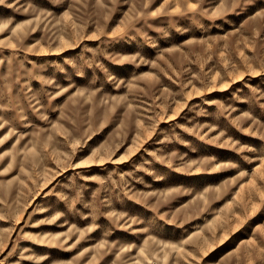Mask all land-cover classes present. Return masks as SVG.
<instances>
[{"label":"rangeland","instance_id":"1","mask_svg":"<svg viewBox=\"0 0 264 264\" xmlns=\"http://www.w3.org/2000/svg\"><path fill=\"white\" fill-rule=\"evenodd\" d=\"M0 264H264V0H0Z\"/></svg>","mask_w":264,"mask_h":264}]
</instances>
